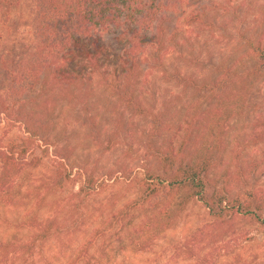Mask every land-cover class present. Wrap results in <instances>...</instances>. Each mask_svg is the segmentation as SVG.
<instances>
[{
  "label": "trees",
  "instance_id": "trees-1",
  "mask_svg": "<svg viewBox=\"0 0 264 264\" xmlns=\"http://www.w3.org/2000/svg\"><path fill=\"white\" fill-rule=\"evenodd\" d=\"M177 5L178 0H35L32 49L12 63L0 96V115L21 124L26 134L0 150V264H35L50 246L73 244L76 237L80 243L75 250L69 246L68 264H112L115 254L125 251L152 253L194 205L205 210L206 221L170 247L174 263L241 264L238 241L252 231L264 240V189L248 183L259 165L252 161L233 168L232 158L240 153L230 142L232 120L241 115L254 84L264 79V2L253 9V18L243 17L244 30H237L232 47L237 49L210 60L200 76L165 70L166 45L175 43L177 33L166 40L164 21ZM207 18L195 13L188 23L212 27ZM122 27L132 30L137 42L146 37L153 67L181 88L173 105L158 110L138 93L137 42L131 52L138 58L129 67L111 79L102 75V36ZM93 76L121 106L114 135L126 114L148 123L143 142L148 158L135 179L134 197L100 212L92 228H81L91 218L84 214L87 196L103 185L92 174H80L74 149L61 146L55 130L63 108L71 116L82 109L86 139L100 144L97 114L89 115L96 109L90 103ZM262 143L264 115L252 123L243 148ZM36 146L43 147V157L54 148L52 166L42 169L39 158L28 160Z\"/></svg>",
  "mask_w": 264,
  "mask_h": 264
},
{
  "label": "rangeland",
  "instance_id": "rangeland-1",
  "mask_svg": "<svg viewBox=\"0 0 264 264\" xmlns=\"http://www.w3.org/2000/svg\"><path fill=\"white\" fill-rule=\"evenodd\" d=\"M264 0H178L177 11L168 14L164 25L167 27L166 40L173 32L177 33L175 43L169 42L166 46L168 54L164 58L165 70L169 75L179 69L185 74L200 76L206 69L202 66L216 61L220 53H228L235 46L237 30H244L245 16L247 21L253 18V9ZM35 10V0H0V96L4 94L9 81L12 63L24 56L32 49V19ZM199 13L208 15L206 24L189 25L191 15ZM213 31L214 36H212ZM132 30L126 27L112 28L102 36L101 43L104 54L101 58V73L111 79L119 75L124 68L129 67L131 59L135 60L132 52L137 42ZM235 37L233 41L228 38ZM140 39L139 60L141 61V83L138 93L147 105L163 109L164 104L173 105L175 96L181 93V88L175 82H168L167 76L153 67L154 61L150 57L153 50L144 45ZM168 42V41H167ZM132 51V52H131ZM207 68V66H205ZM97 76H93L94 97L90 103L96 106L89 115L97 114L100 125V144L94 146L85 135L87 128L84 125L85 111L79 109L71 116L66 108L58 114L55 133L59 135V144L73 148V160L80 168V174H92L103 189L91 191L86 198L87 209L84 214L90 216L86 225L81 228H92L96 222L95 217L100 213H108L110 209L120 207L124 201L134 197L136 187L135 179L142 175L147 163L148 153L144 145V136L147 133L148 123L142 119H132L125 115L122 130L114 135L117 118L121 113V106L112 98L108 89L99 84ZM187 97L183 99L186 102ZM178 106V105H177ZM264 115V79L259 80L252 87L249 98L242 113L231 122L230 142L239 150V156L232 158V167L237 164L246 168L252 161L259 167L253 169L248 177L251 187L264 189V143L243 148V140L250 134L252 123ZM23 126L13 124L0 115V150L11 141L25 137ZM43 148V147H42ZM42 148L35 147L28 160L39 158L42 169L54 164V148L43 157ZM76 170V169H75ZM74 170V171H75ZM84 177V176H83ZM79 184L74 188L78 190ZM206 221L205 210L199 205L188 207L181 222L162 236L152 253H134L125 251L115 254L112 264H176L170 256V247L181 241L187 235L201 227ZM246 241H238L235 250L240 254L241 264H264V240L254 231ZM80 243L76 237L73 244L65 242L64 245L54 244L41 256L35 258V264L45 262H62L68 264L71 250H75ZM53 244V243H52ZM71 246V250L69 249Z\"/></svg>",
  "mask_w": 264,
  "mask_h": 264
}]
</instances>
